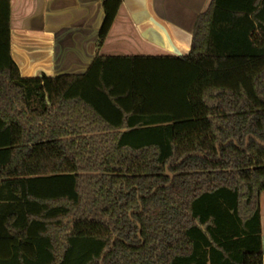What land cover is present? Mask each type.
<instances>
[{"label":"trees","instance_id":"trees-1","mask_svg":"<svg viewBox=\"0 0 264 264\" xmlns=\"http://www.w3.org/2000/svg\"><path fill=\"white\" fill-rule=\"evenodd\" d=\"M263 192L264 0H212L187 55L32 78L0 0V264H263Z\"/></svg>","mask_w":264,"mask_h":264},{"label":"crops","instance_id":"crops-1","mask_svg":"<svg viewBox=\"0 0 264 264\" xmlns=\"http://www.w3.org/2000/svg\"><path fill=\"white\" fill-rule=\"evenodd\" d=\"M104 0H10V56L24 78L83 73L100 56H184L212 0H121L97 48ZM264 257V192L259 196Z\"/></svg>","mask_w":264,"mask_h":264},{"label":"water","instance_id":"water-1","mask_svg":"<svg viewBox=\"0 0 264 264\" xmlns=\"http://www.w3.org/2000/svg\"><path fill=\"white\" fill-rule=\"evenodd\" d=\"M263 264H264V257H263Z\"/></svg>","mask_w":264,"mask_h":264}]
</instances>
